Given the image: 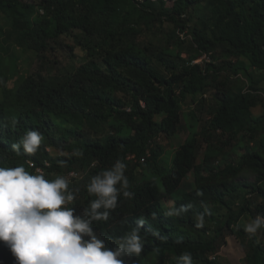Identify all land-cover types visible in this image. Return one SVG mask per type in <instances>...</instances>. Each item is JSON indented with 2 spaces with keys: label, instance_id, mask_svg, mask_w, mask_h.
I'll return each mask as SVG.
<instances>
[{
  "label": "trees",
  "instance_id": "obj_1",
  "mask_svg": "<svg viewBox=\"0 0 264 264\" xmlns=\"http://www.w3.org/2000/svg\"><path fill=\"white\" fill-rule=\"evenodd\" d=\"M168 1L0 0V39L8 26L16 49L41 68L50 64L46 54L57 39L74 30L78 41L87 38L90 56L51 87L42 71L21 81L14 51L0 42L7 53L0 55V166L22 165L31 174L39 168L48 180L75 173L77 182L68 185L75 200L66 207L81 215L95 199L86 190L91 178L122 161L131 195L118 197L109 219L92 227L114 247L142 224L143 251L125 264H164L161 258L177 264L184 252L194 264H218L229 236L245 246L241 264H264V226L245 231L258 214L264 217V0H181L178 8ZM164 22L173 30L160 55L139 45L144 29ZM202 55L209 60L193 63ZM22 99L27 103L18 104ZM185 105L191 129L170 154L157 138L177 133ZM57 125L75 135L58 134ZM30 129L43 136L39 150L17 154L12 145ZM190 173L204 180L183 189ZM181 208L187 210L168 215ZM0 264H16L3 242Z\"/></svg>",
  "mask_w": 264,
  "mask_h": 264
},
{
  "label": "clouds",
  "instance_id": "obj_2",
  "mask_svg": "<svg viewBox=\"0 0 264 264\" xmlns=\"http://www.w3.org/2000/svg\"><path fill=\"white\" fill-rule=\"evenodd\" d=\"M42 140L38 130L30 129L12 149L21 154L22 148L23 154L33 155ZM125 169L118 159L110 169L93 176L86 190L95 199L77 215L73 207H66L75 200V194L69 192L65 178L48 180L42 169L31 174L22 165L0 166V242L10 250L16 264H125V258L139 256L144 248L139 234L142 224L118 237L114 247L107 246L92 227L96 221L109 219L118 197L131 195L126 190L129 182ZM203 223L201 214L197 226ZM262 226L264 217L258 214L245 225V231L255 234ZM177 264H194L191 253H182Z\"/></svg>",
  "mask_w": 264,
  "mask_h": 264
},
{
  "label": "rangeland",
  "instance_id": "obj_3",
  "mask_svg": "<svg viewBox=\"0 0 264 264\" xmlns=\"http://www.w3.org/2000/svg\"><path fill=\"white\" fill-rule=\"evenodd\" d=\"M25 2L33 3L34 0H22ZM169 7H176L178 8L181 5V0H171L166 3ZM195 14H199V11H195ZM0 25H4V20L0 18ZM173 30V26L169 22H164L163 25H157L156 27L152 28L151 30L144 29L143 34L139 39V45L144 46L147 45L149 48L155 52L156 55H160L159 48L165 45V41L167 39V35H169ZM4 37H1L0 42L4 47L10 49V53L13 57L15 55V60H17L18 70L17 76L21 77V81L28 76H35L36 73L39 71L43 72L44 80L48 83L51 87H58L59 84L65 79L66 76L70 75L74 68L79 66L82 63H85L90 56L87 52V38H80L78 41L75 36L80 33L78 30H74L68 34H63L57 39V43L52 45L54 50H48L46 54V58L50 64L47 68H41L40 60L34 58L30 53H21L17 48L19 46V41L17 39L16 33L12 32V30L6 26L4 28ZM189 40V38H187ZM182 50V57H187V52H189V47L186 44L183 45ZM5 49H0V55L6 57L7 53L4 52ZM225 75H221L220 79H224ZM16 81L15 78L10 80V83H14ZM245 85V84H244ZM261 88L263 90L262 96H264V83L262 81ZM211 91L206 92L204 95L206 100L209 104L212 103ZM27 102L25 100H19L18 104L24 105ZM191 112V107L189 105H185L183 108V114H187L185 119L182 118L177 133L170 138H166L165 136H160L157 138L158 144H160L166 152L173 154L175 149H177L178 145L182 144L185 139L189 135V131L191 129V122L193 121V115H188ZM254 112H258V109H254ZM208 114H205L207 117ZM58 134H64L68 136H74L75 130H65L63 127L58 126L56 127ZM94 133V132H93ZM104 133V132H102ZM201 149H199V154H201ZM243 150L238 152V155H241ZM223 159V158H222ZM221 159V161H222ZM140 176V175H139ZM59 177V176H58ZM51 178H57V176ZM78 178V177H76ZM68 181V185L75 184L77 181L75 178L68 175L65 178ZM243 179L253 180V176L250 173L243 174ZM204 177L201 175L198 178H194V175L190 173L186 180L184 181L182 188L183 189H190L194 187L195 184L199 181H203ZM255 202L256 200L253 199ZM217 262L218 264H241L242 260L245 256V246L241 244L238 240H236L233 236H229L226 239V243L224 246L221 247L219 252L217 253ZM169 259V258H168ZM161 260L165 261L164 264H175L170 259L166 262V258H161Z\"/></svg>",
  "mask_w": 264,
  "mask_h": 264
},
{
  "label": "built area",
  "instance_id": "obj_4",
  "mask_svg": "<svg viewBox=\"0 0 264 264\" xmlns=\"http://www.w3.org/2000/svg\"><path fill=\"white\" fill-rule=\"evenodd\" d=\"M203 60H206L208 61L209 60V57L207 55H202L201 57H199L198 59L194 60L193 63H201ZM128 159H133L134 158V155H131V156H128L127 157ZM39 169V168H38ZM37 170V169H36ZM70 176H76L75 173H70L69 174Z\"/></svg>",
  "mask_w": 264,
  "mask_h": 264
},
{
  "label": "crops",
  "instance_id": "obj_5",
  "mask_svg": "<svg viewBox=\"0 0 264 264\" xmlns=\"http://www.w3.org/2000/svg\"><path fill=\"white\" fill-rule=\"evenodd\" d=\"M261 86V85H260ZM255 109H258V112H254V114L255 115H260L261 113H262V111H263V108L262 107H260V106H257ZM254 111V110H253Z\"/></svg>",
  "mask_w": 264,
  "mask_h": 264
}]
</instances>
